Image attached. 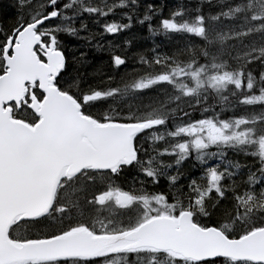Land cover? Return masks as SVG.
<instances>
[{"label": "snow or ice", "instance_id": "6c2138e0", "mask_svg": "<svg viewBox=\"0 0 264 264\" xmlns=\"http://www.w3.org/2000/svg\"><path fill=\"white\" fill-rule=\"evenodd\" d=\"M165 6L0 16V264H264V0Z\"/></svg>", "mask_w": 264, "mask_h": 264}, {"label": "trees", "instance_id": "16d2710c", "mask_svg": "<svg viewBox=\"0 0 264 264\" xmlns=\"http://www.w3.org/2000/svg\"><path fill=\"white\" fill-rule=\"evenodd\" d=\"M11 2L12 0H0V16L9 17V16L14 15V10L11 7ZM134 30L136 31L133 32L134 34L131 36L132 39L127 38V36L126 35L124 36V34H119V35L107 34L105 36V39L113 40L115 43H118L121 45L123 44V41L125 39H129L131 41L130 47L133 52L141 48H150L151 45H149V40H140V38H143L149 35L147 32L146 26L145 27L138 26V27H135ZM165 42L166 41H162L160 44L163 45ZM95 55L101 60L107 59L106 53L98 52V53H95Z\"/></svg>", "mask_w": 264, "mask_h": 264}, {"label": "rangeland", "instance_id": "374dc122", "mask_svg": "<svg viewBox=\"0 0 264 264\" xmlns=\"http://www.w3.org/2000/svg\"><path fill=\"white\" fill-rule=\"evenodd\" d=\"M142 2H143V0H142ZM164 2H165V5L167 4L164 8L165 13H167L168 8L173 7L176 4L177 0H164ZM187 2H188V0H185V3H187ZM155 23H156V21L153 20L154 25H155ZM135 27H138V25H133L131 29L125 30L121 34H124V36L126 35L127 38L132 39L131 36L134 34L133 32L136 31V30H134ZM111 35H113V34H111ZM173 39H176V37H173ZM140 40H149V45L152 46L153 41H155L157 44H160L162 41H166L167 38L160 35V34H157L156 36H151V35L145 36L143 38H140Z\"/></svg>", "mask_w": 264, "mask_h": 264}]
</instances>
